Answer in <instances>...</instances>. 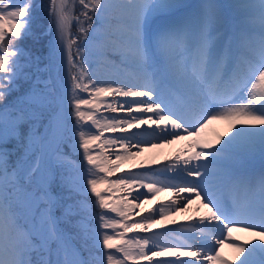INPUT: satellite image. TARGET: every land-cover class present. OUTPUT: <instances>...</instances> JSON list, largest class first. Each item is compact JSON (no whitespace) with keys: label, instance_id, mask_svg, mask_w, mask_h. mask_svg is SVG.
<instances>
[{"label":"snow or ice","instance_id":"1","mask_svg":"<svg viewBox=\"0 0 264 264\" xmlns=\"http://www.w3.org/2000/svg\"><path fill=\"white\" fill-rule=\"evenodd\" d=\"M0 264H264V0H0Z\"/></svg>","mask_w":264,"mask_h":264},{"label":"bare ground","instance_id":"2","mask_svg":"<svg viewBox=\"0 0 264 264\" xmlns=\"http://www.w3.org/2000/svg\"><path fill=\"white\" fill-rule=\"evenodd\" d=\"M75 28V24L73 25ZM27 45H28V41H26ZM29 46V45H28ZM35 48V47H33ZM103 70V69H102ZM229 124L230 121L229 120H216L213 121L202 133L203 136L208 137V138H214L216 135H223L225 132L228 131L229 128ZM126 127V126H125ZM132 131H136V129H133ZM147 139V138H146ZM133 143H135V141H133ZM160 142L158 140H149V143L147 144H142V148L143 151L140 153L139 156L135 157L133 160L130 161H124L120 164L121 168L124 169H128L131 165L134 164H143L145 163L147 160H158L163 162L165 160V158H170L172 157L174 154H176L177 152H179L184 145L187 143V141L185 140H180L177 141L174 144L171 145H163V146H159V147H151V144H159ZM132 151H136V149H132ZM115 157L112 156L111 159H114ZM74 159H76L78 162L81 160L80 156H75ZM253 167L255 169H259L260 167V160L259 157L256 158ZM159 179L163 180L164 177H159ZM148 182H152L151 180H149ZM162 186V185H161ZM118 191V190H117ZM173 194L169 191H162L158 194H155V198L152 201V203L150 204H143V208L148 209L150 207H152L154 204L159 203V202H166L170 197H172ZM144 199L143 196L140 197V201H142ZM197 209H199V211H197ZM96 211H99L98 208H96ZM135 211H139V209H136ZM204 212H206V209H204L202 203L193 200V203L190 204L188 206V210L184 211V212H175V214H168L166 213L167 216V220L166 221H161V223L163 224H167L169 221H177V222H182L185 221V219L187 217H191V216H199L201 214H203ZM134 216L133 214H130ZM158 219V217H157ZM135 233H139L140 236L145 235V233H143L140 229H136L134 230ZM173 235H176L175 233ZM232 237H239V239L241 241L244 240H249L251 239V235L250 233L244 232V231H237L234 230L232 233ZM136 237L133 234H129L126 239H135ZM183 237H181V241H183ZM164 242H165V246L168 247H175L177 246L176 243H171L169 242V238L167 236L164 237ZM191 250H195V249H191ZM221 252L222 255L224 256V258L232 261L235 259L236 257V252L235 250L230 246L229 241H225L224 245L221 246ZM114 256L116 257V259H120V254L119 253H114Z\"/></svg>","mask_w":264,"mask_h":264},{"label":"rangeland","instance_id":"3","mask_svg":"<svg viewBox=\"0 0 264 264\" xmlns=\"http://www.w3.org/2000/svg\"><path fill=\"white\" fill-rule=\"evenodd\" d=\"M36 2L40 3V2H42V0H36ZM47 25H48L47 17L43 12L34 13L33 32H35L37 35H39L41 32H43L44 29L47 28ZM71 31L73 34H76V31L74 30L73 25L71 27ZM27 41H28V45H30L31 47H37L38 46L35 44V42L32 38H29Z\"/></svg>","mask_w":264,"mask_h":264},{"label":"trees","instance_id":"4","mask_svg":"<svg viewBox=\"0 0 264 264\" xmlns=\"http://www.w3.org/2000/svg\"><path fill=\"white\" fill-rule=\"evenodd\" d=\"M30 46V45H29Z\"/></svg>","mask_w":264,"mask_h":264}]
</instances>
